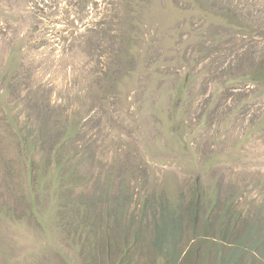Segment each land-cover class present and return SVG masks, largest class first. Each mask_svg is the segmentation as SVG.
Segmentation results:
<instances>
[{
    "label": "rangeland",
    "instance_id": "1",
    "mask_svg": "<svg viewBox=\"0 0 264 264\" xmlns=\"http://www.w3.org/2000/svg\"><path fill=\"white\" fill-rule=\"evenodd\" d=\"M195 185L264 223V0H0V264H117L107 211Z\"/></svg>",
    "mask_w": 264,
    "mask_h": 264
},
{
    "label": "trees",
    "instance_id": "2",
    "mask_svg": "<svg viewBox=\"0 0 264 264\" xmlns=\"http://www.w3.org/2000/svg\"><path fill=\"white\" fill-rule=\"evenodd\" d=\"M56 168L52 177L62 173L60 167ZM219 202L220 196L217 193L204 194L195 185L185 207H177L163 198L152 197L144 202L139 217L133 213L127 223H124L127 208L122 202L116 203L110 213L107 211V216L114 217V238H122L121 243L114 240L117 264H128L126 259L132 257L130 251L138 253L143 250V217H146L147 223L144 226L145 230L148 229L146 234L151 251L164 264H180L182 259L187 261L188 257L199 254L196 249L194 253L187 251L182 256V249L177 247V241L186 228L203 233L204 236L213 234L220 239L214 245L209 264H264V223H259L253 217L247 218L235 198L227 199L221 206ZM216 207H219L217 213L213 212ZM149 209L150 219L147 216ZM103 237L108 247L107 230ZM200 263L204 264L205 261L201 260Z\"/></svg>",
    "mask_w": 264,
    "mask_h": 264
}]
</instances>
